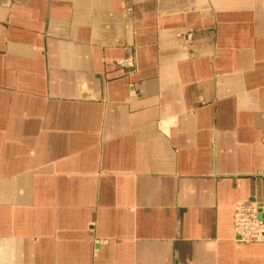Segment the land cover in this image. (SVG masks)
<instances>
[{"label": "crops", "instance_id": "obj_1", "mask_svg": "<svg viewBox=\"0 0 264 264\" xmlns=\"http://www.w3.org/2000/svg\"><path fill=\"white\" fill-rule=\"evenodd\" d=\"M264 0H0V264H264Z\"/></svg>", "mask_w": 264, "mask_h": 264}, {"label": "built area", "instance_id": "obj_2", "mask_svg": "<svg viewBox=\"0 0 264 264\" xmlns=\"http://www.w3.org/2000/svg\"><path fill=\"white\" fill-rule=\"evenodd\" d=\"M233 231L238 242L264 243V205L237 203L233 210Z\"/></svg>", "mask_w": 264, "mask_h": 264}]
</instances>
